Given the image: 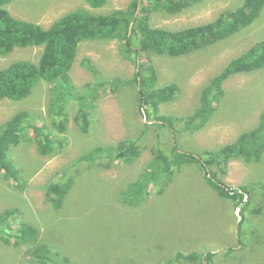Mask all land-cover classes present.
I'll list each match as a JSON object with an SVG mask.
<instances>
[{
	"label": "rangeland",
	"instance_id": "374dc122",
	"mask_svg": "<svg viewBox=\"0 0 264 264\" xmlns=\"http://www.w3.org/2000/svg\"><path fill=\"white\" fill-rule=\"evenodd\" d=\"M131 2L108 0L103 8L94 9L86 0H11L7 8L15 18L48 28L77 9L107 14L127 9ZM242 2L204 0L175 15L156 12L150 22L153 27L175 30L198 26ZM259 41H264V5L253 24L225 41L178 58L151 56L150 62L159 76L158 85L176 83L180 87L177 98L162 105L160 113L182 118L191 115L210 80ZM119 49V40L81 42L70 71L76 87L85 92L86 85L97 82L82 65L85 57L92 60L101 79L133 78L137 68L124 59ZM42 53V47L17 48L7 56L0 55V67L18 60L37 63ZM223 88L225 95L208 125L193 134H179L175 139L179 148L193 152L217 149L257 126L264 112V68L232 76ZM51 93V85L42 82L28 98L0 102V126L16 113L27 110L33 124H45L47 131L64 143L63 149L46 157L39 156L36 144L30 141L8 153L26 179L25 190L19 191L0 174V214L6 209H16L13 226L20 223L34 226L39 230L41 243L74 264H157L174 257L177 251L194 250L214 253L211 264H264V209L259 214L253 211L263 203V196L256 192L251 207L243 214L239 244L236 229L240 211L207 184L198 164L183 166L162 194L152 188L150 198L140 206L122 204L120 192L139 178L152 159V150L158 146L170 150L174 140L170 131L155 126L154 120L144 115L133 86L117 92L105 87L99 92L87 133H82L74 121L75 105L69 111L68 131L60 135L55 130ZM125 138L140 145L141 156L135 161L115 162L109 169L77 163L92 149L115 146ZM61 174L65 180H74V184L63 207L54 209L47 203L43 187ZM221 178L231 187L264 182V156L259 163L232 161ZM230 248L234 251L225 255ZM0 264L38 263L31 260L25 246L0 241Z\"/></svg>",
	"mask_w": 264,
	"mask_h": 264
},
{
	"label": "trees",
	"instance_id": "16d2710c",
	"mask_svg": "<svg viewBox=\"0 0 264 264\" xmlns=\"http://www.w3.org/2000/svg\"><path fill=\"white\" fill-rule=\"evenodd\" d=\"M204 0H132L127 9H116L107 14L91 13L85 9L68 12L54 21L48 28L12 16L7 6L11 0H0V55L7 56L15 49L42 47L43 53L37 63L18 60L5 68L0 67V102L5 99L19 101L28 98L34 88L42 82L52 87L50 104L51 117L55 130L60 134L68 131L69 111L75 105L74 121L82 133H87L92 123L94 102L103 88L117 92L133 86L137 101L144 108L148 119L155 126L166 129L173 135L170 150L156 147L152 159L137 180L120 192L124 205L138 207L151 196V189L157 193L165 191L176 172L183 166L198 164L207 184L217 195L240 209L241 220L237 224V240L240 244V231L246 210L252 205L255 193L264 198V182L250 186L231 187L222 178L232 161L259 163L264 156V112L259 123L252 129L241 133L234 141L217 149L188 151L179 148L175 139L183 132L190 134L204 129L225 95L223 84L230 77L251 73L264 68V41L250 46L240 56L233 58L203 89L199 104L191 115L176 117L161 114L162 105L174 101L180 91L176 83L158 85L157 69L151 63L153 55L178 58L222 42L253 24L263 11L264 0H243L235 9H226L208 23L183 29L153 27L151 16L156 13L175 15ZM94 9L103 8L108 0H86ZM134 21L132 31L130 25ZM119 40L120 53L137 68L133 78L101 79L99 71L88 57L82 65L95 77L97 82L86 85L81 92L74 84L70 71L77 59L79 44L83 41ZM147 62H144V59ZM143 112V111H142ZM146 127H149L147 124ZM28 130H32L29 135ZM24 141L34 142L41 157L50 156L61 150L64 143L56 139L46 125H35L27 110L16 113L0 126V174L19 191L25 190L26 179L23 170L15 165L8 153ZM141 156L138 142L125 138L115 146H98L83 154L77 163H89L105 169L115 162L130 163ZM64 174L53 179L43 187L47 203L60 209L74 184L72 179H64ZM264 209V201L259 203L254 213ZM16 209H6L0 214V241L16 247L25 246L27 254L38 264H74L67 257L53 253L39 240V230L32 225L20 223L13 226ZM236 240V241H237ZM230 248L225 255L233 252ZM215 254L203 251L182 253L177 251L169 260L157 264H182L198 262L211 264ZM155 264V263H148Z\"/></svg>",
	"mask_w": 264,
	"mask_h": 264
},
{
	"label": "water",
	"instance_id": "95a60500",
	"mask_svg": "<svg viewBox=\"0 0 264 264\" xmlns=\"http://www.w3.org/2000/svg\"><path fill=\"white\" fill-rule=\"evenodd\" d=\"M140 7H141V0H139V2H138V9H137L136 14H135L136 17L138 16V14L140 12ZM133 24H134V21H132V23L130 25V32L132 31ZM142 111H143L144 115H146L145 111H144V108L142 109ZM237 211H240V209H237ZM240 219H241V216L239 215V221H240ZM236 231L238 233V229H236Z\"/></svg>",
	"mask_w": 264,
	"mask_h": 264
}]
</instances>
